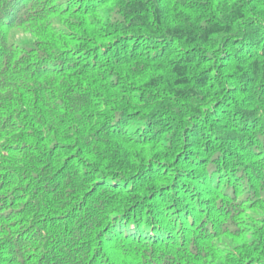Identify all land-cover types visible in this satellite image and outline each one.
Masks as SVG:
<instances>
[{
    "label": "trees",
    "instance_id": "1",
    "mask_svg": "<svg viewBox=\"0 0 264 264\" xmlns=\"http://www.w3.org/2000/svg\"><path fill=\"white\" fill-rule=\"evenodd\" d=\"M0 264H264V0H0Z\"/></svg>",
    "mask_w": 264,
    "mask_h": 264
}]
</instances>
